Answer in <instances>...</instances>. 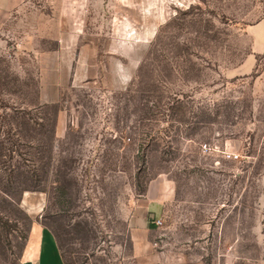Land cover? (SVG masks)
I'll return each instance as SVG.
<instances>
[{"label": "rangeland", "instance_id": "1", "mask_svg": "<svg viewBox=\"0 0 264 264\" xmlns=\"http://www.w3.org/2000/svg\"><path fill=\"white\" fill-rule=\"evenodd\" d=\"M34 3L0 32V264L34 224L64 264H264V59L236 71L264 0Z\"/></svg>", "mask_w": 264, "mask_h": 264}, {"label": "crops", "instance_id": "2", "mask_svg": "<svg viewBox=\"0 0 264 264\" xmlns=\"http://www.w3.org/2000/svg\"><path fill=\"white\" fill-rule=\"evenodd\" d=\"M36 8L34 0H0V32L6 34V36L13 35L15 33H28L29 20L34 18H42L43 13L39 12ZM11 28V29H10ZM14 32V34H12ZM246 34L250 37V53L247 54L241 65L238 66L236 71L239 74H248L256 68L259 62V58L264 59V19H261L255 23L249 24L245 29ZM61 41V39H59ZM61 43V42H60ZM60 56V69L61 73L64 71V76H56L58 70L56 66L52 69V78L44 77L42 81V90L40 93V100L42 102H56L60 98V88L66 82H68V49L61 46L55 53H50V56ZM64 64V68H63ZM264 76V73L262 77ZM65 128L60 127V131H64ZM151 188V186H150ZM150 188L147 198L148 207L147 210H153L151 207L156 204H164V198L153 199L150 195ZM165 193V189H161ZM34 197L31 194H24L23 203L32 204ZM155 200L156 203L152 202ZM158 202V203H157ZM142 224V223H141ZM31 238L28 242L25 251V263L26 264H64L62 257L59 256L60 252L57 243L48 233L45 228H41L38 224H34L31 229Z\"/></svg>", "mask_w": 264, "mask_h": 264}, {"label": "built area", "instance_id": "3", "mask_svg": "<svg viewBox=\"0 0 264 264\" xmlns=\"http://www.w3.org/2000/svg\"><path fill=\"white\" fill-rule=\"evenodd\" d=\"M203 146H204L205 149H207V148H211V147H209L208 144H204ZM224 152H227V151H224ZM229 156H230L231 158H233V159H239V158H240V154H238V153H229ZM155 223H156L157 225H160V224H162V220L157 219V220L155 221Z\"/></svg>", "mask_w": 264, "mask_h": 264}, {"label": "trees", "instance_id": "4", "mask_svg": "<svg viewBox=\"0 0 264 264\" xmlns=\"http://www.w3.org/2000/svg\"><path fill=\"white\" fill-rule=\"evenodd\" d=\"M151 226H155V225L153 224V225H151Z\"/></svg>", "mask_w": 264, "mask_h": 264}]
</instances>
